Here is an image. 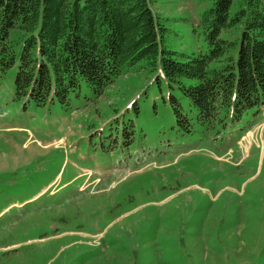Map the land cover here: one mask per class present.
Returning a JSON list of instances; mask_svg holds the SVG:
<instances>
[{
	"label": "rangeland",
	"instance_id": "rangeland-1",
	"mask_svg": "<svg viewBox=\"0 0 264 264\" xmlns=\"http://www.w3.org/2000/svg\"><path fill=\"white\" fill-rule=\"evenodd\" d=\"M210 5L154 0L167 45L204 50L190 24ZM159 73L43 106L3 76L0 264H264V105L187 129Z\"/></svg>",
	"mask_w": 264,
	"mask_h": 264
},
{
	"label": "trees",
	"instance_id": "trees-1",
	"mask_svg": "<svg viewBox=\"0 0 264 264\" xmlns=\"http://www.w3.org/2000/svg\"><path fill=\"white\" fill-rule=\"evenodd\" d=\"M209 1L190 24L205 48L189 53L167 45L154 0H0V84L15 70L16 98L43 106L66 104L83 85L100 96L133 70L160 71L178 123L214 129L229 110L239 119L264 105V0Z\"/></svg>",
	"mask_w": 264,
	"mask_h": 264
}]
</instances>
